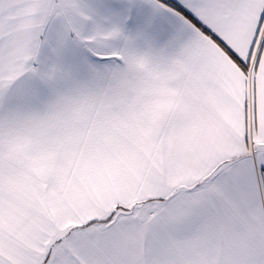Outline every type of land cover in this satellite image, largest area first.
<instances>
[{
    "label": "snow or ice",
    "instance_id": "obj_1",
    "mask_svg": "<svg viewBox=\"0 0 264 264\" xmlns=\"http://www.w3.org/2000/svg\"><path fill=\"white\" fill-rule=\"evenodd\" d=\"M0 264H264V0H0Z\"/></svg>",
    "mask_w": 264,
    "mask_h": 264
}]
</instances>
